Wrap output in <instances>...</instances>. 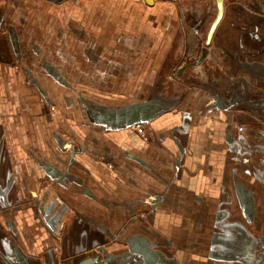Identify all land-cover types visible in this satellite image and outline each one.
Instances as JSON below:
<instances>
[{
  "label": "crops",
  "instance_id": "1",
  "mask_svg": "<svg viewBox=\"0 0 264 264\" xmlns=\"http://www.w3.org/2000/svg\"><path fill=\"white\" fill-rule=\"evenodd\" d=\"M5 2L0 264H264V0Z\"/></svg>",
  "mask_w": 264,
  "mask_h": 264
},
{
  "label": "water",
  "instance_id": "2",
  "mask_svg": "<svg viewBox=\"0 0 264 264\" xmlns=\"http://www.w3.org/2000/svg\"><path fill=\"white\" fill-rule=\"evenodd\" d=\"M149 4H152L153 3V0H146ZM217 2V6H218V13H217V16L210 28V31H209V34H208V38H207V43H210L211 39H212V36L214 34V31L216 29V26L218 25V23L220 22L221 18H222V15H223V11H224V0H216ZM140 112V110H137L133 107H129V108H125V109H122V110H119L117 111L116 114L120 113L123 115V117H116L118 120L121 119L123 124H133L137 121H140V122H144V121H147L146 119L148 118V115H145V113L141 116H137V113ZM115 114V115H116ZM138 124V122H137ZM245 196H247L246 194L242 193V198L244 199V202H245ZM246 209L251 213V209L250 207L247 206V204L245 203L244 204ZM80 264H90V262H88V260L86 261H83L82 263Z\"/></svg>",
  "mask_w": 264,
  "mask_h": 264
},
{
  "label": "flooded vegetation",
  "instance_id": "3",
  "mask_svg": "<svg viewBox=\"0 0 264 264\" xmlns=\"http://www.w3.org/2000/svg\"><path fill=\"white\" fill-rule=\"evenodd\" d=\"M155 2V0H153V3L151 5H153ZM148 3V2H147ZM149 4V3H148ZM4 20L1 18V21H0V28L4 26ZM136 127H137V131L142 134L143 136L146 135L147 131H146V126L145 125H142L141 123H138L136 124ZM258 136H256L257 138H262L264 135L262 133H258L257 134ZM18 264H27V261L26 259L24 258V256H22L20 253L18 254Z\"/></svg>",
  "mask_w": 264,
  "mask_h": 264
},
{
  "label": "rangeland",
  "instance_id": "4",
  "mask_svg": "<svg viewBox=\"0 0 264 264\" xmlns=\"http://www.w3.org/2000/svg\"><path fill=\"white\" fill-rule=\"evenodd\" d=\"M148 3H147V1L146 0H143V5L144 6H146ZM149 5H151V4H149ZM146 8V7H145ZM5 9H6V2H5V0L3 1V0H0V21H1V18L3 19V11H5ZM151 22V21H150ZM150 24H155V23H149V22H146V23H142L141 25H150ZM156 24L157 25H164L165 23H164V21H162V22H159L158 20L156 21ZM144 49H143V45H141V52L143 51Z\"/></svg>",
  "mask_w": 264,
  "mask_h": 264
}]
</instances>
